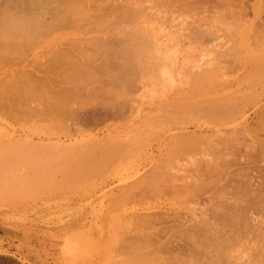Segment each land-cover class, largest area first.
<instances>
[{
    "label": "rangeland",
    "instance_id": "rangeland-1",
    "mask_svg": "<svg viewBox=\"0 0 264 264\" xmlns=\"http://www.w3.org/2000/svg\"><path fill=\"white\" fill-rule=\"evenodd\" d=\"M92 1L93 3L91 2V6H93V8L91 7L90 9L89 7H87L91 11L93 10V12L88 10L91 12L90 14H88L90 18L88 15H83V17L88 16L86 18L89 19L86 21H89V23L83 22V19H81L82 22L80 20V24L78 22V24H71V22L70 24L64 26L60 24L62 27H59V25L56 26L57 29L53 28L55 30L43 34V37H37L34 43L33 40L29 42L27 40L26 42L21 41L20 43L18 42L19 44L16 40L12 41L13 44L19 49H13L15 51H10L7 54L8 56L0 58V154L5 156L6 154L8 156H14L19 152L21 156L28 157L27 162L20 163L21 166L19 163L11 165L8 164L9 166L2 165V168L4 167V170L0 166V264H168L171 261H173L174 264V261L178 260L179 257L180 259L184 258L185 260L181 259L182 261H176L175 264L177 262L179 264H203L206 261H210H205V259H208V256H210L207 253H210L214 256L215 259L212 260V256L209 259H211V261L216 260V264H264V74L262 73V70L264 69V62H260L259 64L261 65L259 67L257 66L258 64L255 65L256 58L253 59L252 57V53L256 51H253V47L256 48V44H259V47L256 48L257 50H259V53L255 52L253 56L257 55V58L259 55L264 56V44H262L264 43V40L262 41V39L264 38V0H133V2L132 0ZM89 5L90 3L88 4V6ZM98 9L99 11L97 12ZM93 22H95V24L98 23L97 25L100 26L99 28L101 29H99L98 27L95 28ZM233 23L236 25H234ZM91 28H95L96 30L103 29L104 32L98 33V31L95 30H92L93 32H90ZM232 28L233 30L235 29L237 31L235 32L234 30V35H232ZM124 29L125 31H127V33H132L135 32V30H139L142 33L146 34V32L150 31V36L153 35L154 37H157L155 39L157 40V47L160 50L158 49V56H156V54H145V57L143 56V58L141 59V69L135 73L130 72L128 77L124 75L122 77L123 81L120 84V81H117L116 76H114V74L118 75L117 69H115V59L117 60V57L111 56V53L107 52L109 55L108 57V55L106 54L108 57L107 58L105 56V48L104 51L102 50L103 47L100 50L96 48V46H93V48L92 45L94 41L92 42L87 39L95 35L93 38V40L95 39V41L96 36L100 37V39L108 38L109 41L112 42L116 40L115 42H113L114 45L112 44L114 46L113 48H115L114 50L120 49L124 44L120 42V46L118 39L122 41V39L125 37L123 33L125 32L123 31ZM240 31H242L243 34ZM234 39L238 41V44L236 45L237 49L234 48L235 46L233 45L236 44ZM24 44H26V46H24ZM243 45L245 47H243ZM250 45L253 47L250 48ZM19 46H21V48ZM68 46L74 47L75 50H73V48L71 50V48H69ZM77 46L79 47V49L77 48ZM231 46L234 50H237L235 52H238L236 53V57L234 56L238 62L237 64H235V59L234 62L233 59L230 58V52L233 53L232 57L233 55H235L234 51H231ZM67 47L70 50H68ZM106 47H110V45ZM65 49L68 52L70 51L71 54L74 53L73 51H78V54L82 53L81 56L79 55L81 57V60L79 58L77 59L73 55L72 56L78 60L77 62L81 63V69L83 70L74 74L71 68L61 66V60L64 58V56L62 58V51H64ZM107 51H109V48L107 49ZM228 51H230L229 54L226 53ZM77 53H75V55ZM52 54L55 57H53ZM227 54L228 57H226ZM237 54L240 59L237 58ZM165 55H168L170 58L168 56L166 57ZM220 55H222V57ZM247 55L249 56L247 57ZM79 56L77 55V57ZM250 57L253 60V65L251 63L252 60H246L250 59ZM151 58L154 60H152ZM164 58L165 60L168 58L167 62L164 60ZM55 59L57 61L60 60V63ZM170 60L172 61V63ZM210 61L211 63H209ZM232 61L234 63H232ZM248 61H250V64L248 63ZM197 62L200 63L197 64ZM240 62L242 63L240 64ZM157 63H164L166 65L165 67H167L169 71L168 74L171 76L170 78H172L169 80L171 81L170 83L168 81L167 84L164 85L165 87L162 86L159 81V72L161 71L158 72V70L153 68ZM220 63L222 66H220ZM168 64L170 65V67L173 64L172 70H170ZM237 65L241 66L238 67ZM254 65L257 67L254 68ZM104 66H106L107 70L103 68ZM195 66H197V69L195 68ZM250 66L253 69H251ZM85 67L86 69H84ZM218 67L221 68V71L218 70ZM62 68L65 70H63ZM109 68H111L112 70ZM211 70L216 71V73L214 71L215 75H211L212 79H207V82L204 81L205 83H197V81L194 82L192 78L194 73L198 74ZM68 71H71L73 75H70V72ZM260 71L262 74L260 73ZM88 72L90 75H87ZM33 75L34 77H36V79L33 77ZM70 76L73 79H71ZM75 77H78V80L74 79ZM172 80H174V82ZM34 81H41L39 85H35L36 90L34 92L28 91V94L24 93L23 95H17V93H14L17 91L15 89V85L17 83L22 82L30 85ZM85 81L87 82V84ZM84 84L86 85L84 86ZM118 84H120L121 86H119ZM159 84L161 85V87ZM169 84H171V86ZM123 85H126L127 88ZM206 86L207 88L209 87L208 90ZM59 87L61 88V90ZM76 87L78 89H75ZM68 88H70L69 93L67 90ZM199 88L202 89L200 90ZM73 89L75 90L74 92ZM63 90L67 91H65V93L63 94ZM70 92L72 93L71 98L70 96H68L70 95ZM32 93L34 96L31 95ZM52 93L55 95L62 93L63 96H67L68 98H70L71 102L69 101L70 99H67V97L66 99H64L65 103L68 100L69 105H66L64 102V104L62 102H57L59 99L62 100L59 97L58 100L55 101L57 103H60L62 105V108L68 106L69 109L70 107H72V109L74 108L75 110L78 109L76 110L78 114L76 113L77 115H74L76 111L74 110V113H72V110L69 111L68 109L69 113H72L71 115L69 114L71 117L73 116L71 118L67 114H65L66 116L63 115L64 111H62V113L61 110L60 112L59 110L56 111V109H59L57 107L52 108V110L49 111L48 108L50 104H57L51 97L53 95ZM73 93L76 94L74 95ZM16 95L20 97L25 96L24 98H27L24 100V98L21 97V99ZM29 95L32 96L33 100L30 99ZM45 96L47 98L49 97L48 99L50 103L49 101H47V98ZM59 96L62 97V95ZM100 97H102V100L100 99ZM234 97L236 100L234 99ZM55 98L57 97L55 96L54 99ZM222 98L225 100H223ZM27 99H30L31 101ZM250 99H252L253 102H250ZM52 100L54 101V103L52 102ZM246 100L250 103H248ZM232 101L234 102V104L238 102V105L236 104V107H234L238 109L234 110L232 108V111H235V114L229 110L234 114V116L229 112V114H227L230 116L224 114V119L223 116L219 118V116L221 115H214L216 116L215 118L213 117L214 120L211 118L213 121L209 119L210 115L208 116L206 111H208V108L212 103L220 104L222 102L225 103V105L222 103L220 105H224L226 107L227 105L230 106V103L233 105ZM240 101L241 104H247L243 106V108L240 106L242 110L240 109L241 111H238L240 107L237 106H239ZM71 103H73L74 105ZM76 103H78V105ZM253 103L255 105H253ZM78 106L80 109L82 107L84 109L82 108V110H80ZM62 108L60 107V109ZM54 109L56 112L54 111ZM195 109L199 110L200 112L202 111V115ZM183 111L185 114L183 113ZM133 112H135L134 115ZM65 113H68L67 109ZM197 113H199L200 115H197ZM205 113L206 115H204ZM80 115L82 118L80 117ZM179 115L180 117H178ZM58 116L62 119H60ZM186 116L188 118H186ZM205 116L209 117L208 120L210 122L205 118ZM176 117H178V119L183 118V120L179 119L178 121H176V119L174 121ZM60 120L63 122H60ZM217 120L218 122H216ZM172 121H174V124L172 123ZM56 122L59 127L61 125H64L62 128H64L66 131L63 129L61 131V127L59 128L57 125H55ZM169 122H171L172 124ZM175 122H183L184 124L177 123L176 125ZM51 123L53 126L55 125V128L58 127L57 129L60 131L52 128ZM218 130H220V132ZM184 132H188L187 134L192 136V142L190 143L191 145H188L192 148H189L188 152L191 154L189 155L187 153L188 158H179L180 160L177 161L179 164L177 162L175 163V161L174 163L171 161V163L169 159L167 160L165 158L167 160L166 161L163 157L160 159L159 156L161 152H165L166 149H171L173 148V146L176 148L183 147V145L184 147L186 146V140L190 139V136L188 137L186 133L184 134ZM191 132H193L195 136H193V134H190ZM173 137L179 138L178 141L176 142L177 139L175 140ZM197 137H199V139H197ZM136 138L137 141H135ZM138 138H141V140H139ZM194 138L198 140V143ZM202 138L204 139L202 140ZM112 139L113 141H116H114L116 143L115 145L120 144L121 146L123 144L126 145L128 142H134L133 145L129 144L125 148H131V150L133 149V151L139 150L138 152L143 150V152H145V156L140 157L141 159L139 157L126 158L127 160H123L125 159L123 157H119V159L117 160L115 157L106 158L102 156V160L104 162H102L101 165V163L98 162L102 161L100 160L101 157L99 156V154L101 152L100 155H103L106 152V147H109V145L113 144L112 141L110 142V140ZM181 139H185V143H181L180 141H184ZM75 141H79L80 143ZM86 141H88L89 143ZM201 141L202 145L200 144ZM56 142L57 146L59 145L58 142L64 145L62 146L63 149L61 148V152L55 154L56 156L49 152L46 156V154H44L46 150L43 148L48 149L46 144H53ZM124 142L127 143L125 144ZM25 143L30 149H23V144ZM32 143H36V145H32ZM173 143L175 144L172 145ZM178 143L181 146H178ZM51 144H48V146H53ZM100 144H106L105 149L104 146L101 147L103 148L104 153L98 146ZM18 147L20 148V151L17 150ZM32 147L33 149L31 150ZM97 147L101 151L98 152ZM137 147L138 149H136ZM67 148H70L71 150H68ZM39 149H42V151ZM21 151L25 153H21ZM65 151L66 153L68 151V153L65 154V156H63L61 159L60 155H64ZM95 151L97 152L95 153ZM9 152H11L10 155L8 154ZM40 152L42 153L40 154ZM92 153H98L97 156H99L100 158L97 157V159L99 158V160L94 159L96 158V155H93ZM91 154L93 155V159L96 160V162L93 160V163L88 164L89 168H85V166L87 165H84V163L81 162V159H84L89 155L92 159ZM50 157H56V160L58 159V157H60V160H55L54 163V159H51ZM104 158L106 159V161H108V158L116 159L117 161L111 160V163L114 162L113 165L105 167L107 165H103V163H105ZM31 159L33 160L30 161ZM224 159H227V161L229 162H226L225 165L224 161V166H222V161ZM42 161H44V163ZM49 161L52 162L48 163ZM87 161H85V163ZM126 162H131L132 164L127 168H122V163L125 164ZM260 163L262 165H260ZM27 164L28 166H26ZM170 164H172V167H169ZM173 164L176 165L174 166ZM229 165L232 167H230ZM74 166L78 167L79 169L82 167V170H80L82 174L77 173L80 171ZM173 166L175 168L177 166V172L173 168ZM207 166H211L210 168H212L213 166L216 167L212 169H214L213 171L215 172L217 171L218 173L214 174H220V177H218L217 175H215L217 178L215 176H212L213 178L209 177V175L211 174L210 170L212 169H210L209 167L207 168ZM226 166L228 170L225 168ZM233 166L235 167L233 168ZM237 166H239L241 169ZM25 167L27 170H25ZM72 167L73 169H75V171L78 170L76 172L77 174L74 173L75 171L72 170ZM102 167H104L105 170L107 168L109 170L105 171L104 169H102ZM161 167L163 168V170L167 169V171V167H169L172 174L169 175V172L165 171L167 172L169 177L171 176V179H177L178 181L184 179L183 183H185V185L190 182L191 178H196L199 174L201 176L203 172L206 173L208 171V173L210 174L207 175L206 173L205 175L211 178V181H214L215 178L216 185H214L215 183H212L211 181L210 183L213 184V186H218V189L216 187L212 188L211 185L212 190L209 191L211 192V195L213 194L212 196L209 195V191L205 194V189L199 191V193L203 194V197H206L207 195L205 199L202 198V195L201 197H199V195V198L197 197V195H195V197H190L192 195H190V193L187 194V192L185 193V191V196L183 197V194H181V196L180 194H177V192H175V187L176 190H179V187H181V182L180 184H178L179 182L175 183L180 185L179 187H177L176 185H173L172 181H169L170 185L172 183V188H168L169 184H167L166 186L163 185V187L161 184H158L160 181L157 183L155 182L158 178H156V176L153 177V175H156L159 171L163 172L165 176L164 177L162 173V177H160L161 179H164V181L165 178L169 179L168 175L165 174ZM9 168H11V171ZM171 168L174 169V172H172ZM88 169L90 170L88 171L89 173L86 171ZM67 173L69 174V176L67 175ZM142 173L144 174V176ZM149 173H151V175ZM228 173L231 174L229 175ZM78 174L80 177L79 180L77 179ZM227 174L230 178H228ZM142 176L143 178H141ZM206 176L205 178L207 179ZM83 178H85L86 180H84ZM209 178L207 180L208 182ZM236 179L240 181V183ZM246 179H249V182ZM177 180L175 181L177 182ZM197 180L198 181H196L195 184L192 185V187L197 188L199 186V184L201 183V179L199 180L198 178ZM207 181L205 182L208 183ZM224 182H226V185L224 184ZM221 183L224 184V186H222ZM243 184L245 185L244 187ZM158 185H161L162 188L158 187ZM205 185H203L204 188L206 187ZM239 186L242 187V189L244 188L243 190L246 189L245 192L243 191L244 193L241 194V196L240 191H242V189L238 192V190L240 189ZM166 187L168 189H166ZM179 191H181V189ZM233 196L234 198H232ZM235 197H237V199ZM200 198L204 201H202ZM224 201L227 203H225ZM241 201L244 203H241ZM248 201L249 203H251V205L248 204ZM221 202L222 204L227 205L228 213L230 214V216L231 214L235 215L234 212L236 210V207L234 206H236L237 204L242 207V209H240L241 211L246 212V214L244 215L247 216L246 218H248V221L245 220L246 218L240 220L249 224H247V227H244L246 228L245 230L243 227H238L239 229L237 228V230L242 232L239 233L241 235L238 234L239 231L235 232L237 234H234V236H237V240H234L236 236L233 238V234L231 235V233L233 232L231 229L228 230L227 228H224L227 226V224L230 227L229 221H232V218H234V216H231V219L226 218L227 221L229 220V223H227L226 221L223 222V220H221V217L219 219L218 213L220 211L222 212L219 207H221L222 205L219 206L218 203ZM233 203L237 204L235 205ZM243 205H245V207L247 206V208H244ZM206 207L208 209H206ZM209 208H211L212 210H209ZM216 208H218L217 211ZM201 209L203 212H201ZM247 210L250 211L247 212ZM210 211H215L214 213H216L214 214L212 212L213 214H210L211 218L216 219L217 217L219 221L213 219L212 221L214 222L215 220L216 222L213 223L211 221V224V218L208 214L210 213ZM150 212L154 213L155 220L160 219L158 222H156L159 223L158 225H155V221L150 218V215H148L151 214ZM198 212H200V214ZM204 214H206V216L208 215V218L205 217ZM178 215L183 220V222H191L194 228L199 225L198 219H200V217L204 219V216L205 219L207 218V222L210 223V225H208L205 222L209 226L208 230H205H210L212 232L214 231V228L215 230L216 228L217 230H219L220 225H222L223 223L225 224L226 222L227 224L225 226L222 225L224 232L223 229L219 230V232L222 233L223 238L225 237V241L219 237L216 239H219V242H221L222 240L223 242L227 243L228 250H225V252H223L226 256L229 255L230 257L222 255V250L226 248H220L221 244H223L222 242L219 245L222 254L218 252L220 250H218V242L216 243L214 239V233L213 239L217 244V246L214 247H217V249L215 248L217 251L213 248V245H206V243L204 244V239L202 241L201 236L200 238L196 237L193 240L195 244L190 242L193 247L190 246L188 242L187 245H189V247L187 245H183V241L178 243L179 241L176 240L178 241H175L177 244L173 243V245L171 244L173 248H168L167 246L169 245L165 246L166 244L163 243L165 239H168L165 236L166 232L168 236V230H166L164 236H162L163 234L161 231V236L163 238H166H164L163 240L160 238V241L156 240V238L159 239L160 234H157L159 235L158 237H154L155 231L158 230V228L163 229L162 227L167 225L164 224V220L165 222L168 221L166 217H170V225H168L171 226L173 225L172 223L175 222V216L176 218H178ZM237 217L238 215L236 216L234 221H236ZM147 218L150 219L147 220ZM134 220H139L138 222L140 223L136 221V224ZM238 220L236 223L239 222ZM221 221L222 223H220ZM243 222L240 221L242 226L244 225ZM143 223L146 224L143 232L152 234L150 238V240L152 241L150 244H152V246L149 245L150 248L148 247V252H146L147 250L143 251L144 255L142 256V252H139L137 250L138 248L142 247L140 244L141 242L137 243V241L135 240V238L137 237L134 238L132 237V235H139V233L137 232H139L140 230H136V227L141 229ZM160 223L162 226H160ZM176 223H178V221H176ZM240 223H238L237 225L241 226ZM217 224L219 227L217 226ZM233 225L234 227H237L235 226L236 224ZM201 226L199 225V227ZM208 226H206V228ZM242 228L243 230H240ZM225 229H227L226 232ZM143 232H141V234ZM128 235L131 236L132 239ZM217 236L221 235L218 234ZM242 236H244L245 238ZM204 237L205 236H203V238ZM241 238L243 239L240 240ZM213 239L211 238V243ZM132 240H135V242H133L134 245L132 244ZM138 241H140V239H138ZM158 241L159 244H164L168 254H166L165 250H162V248L165 249V247H162L163 244L159 245L158 247ZM184 241L186 242V240ZM129 243L132 244V246L130 245L131 247L129 246ZM135 243H137L138 245H136ZM154 243L156 244V246ZM215 243L213 242L212 244ZM179 245H182L183 247ZM194 245L198 248L193 249ZM224 245L226 246V244ZM134 247H137L135 248V250H137L138 252L136 251L135 253H137L138 255L134 254L137 255V257H134L131 254V252L133 253L135 251ZM124 250L125 252H123ZM127 250L128 252H126ZM226 251H228L230 254H227ZM175 253L177 256L179 255L178 257H176L177 259L175 258ZM129 254H131V258L130 256H128ZM223 257H225V259ZM136 258L140 262L136 261V263H133L135 262L134 260ZM207 262L204 264H207ZM210 262L209 264L212 263ZM170 264H172V262Z\"/></svg>",
    "mask_w": 264,
    "mask_h": 264
},
{
    "label": "bare ground",
    "instance_id": "bare-ground-1",
    "mask_svg": "<svg viewBox=\"0 0 264 264\" xmlns=\"http://www.w3.org/2000/svg\"><path fill=\"white\" fill-rule=\"evenodd\" d=\"M129 1V0H128ZM147 1V0H146ZM187 1V0H186ZM91 2L93 3V1L92 0H0V58H3L4 56H8L7 54L11 51L12 52V50L13 49H19L18 47H16L14 44H13V42L12 41H17V43L19 42H21V41H25L26 42V40L29 42V41H32L33 40V43H34V41L37 39V37L39 38V36H42L43 34H46V33H48V32H51L52 30H55V29H57L56 28V26H58L59 25V27L61 26L60 24H62L63 26L64 25H67V24H70L71 22V24H74V23H76V24H80L81 22H82V20L81 19H83V22H88L89 23V21H86V20H88L89 18H90V16L88 15V14H90L91 12H93V10L91 11L90 9H91V7L93 8V6H91ZM132 2H133V0H132ZM90 3V5L88 6V4ZM157 4V3H156ZM148 6V5H147ZM159 6V5H158ZM170 6V5H169ZM87 7H89V8H87ZM110 8V7H109ZM134 8V7H133ZM88 10H90V11H88ZM96 10V9H95ZM118 10V9H117ZM151 10V9H150ZM88 13H87V12ZM99 11V9L97 10V12ZM138 11H139V9H138ZM108 12V11H107ZM116 12H118V11H116ZM96 14V13H95ZM113 14V13H112ZM83 15L85 16V15H88L89 16V18H86V17H88V16H86V17H83ZM98 15H100V14H98ZM130 15V14H129ZM129 17V16H128ZM100 18V17H99ZM164 18V17H163ZM79 19V20H78ZM84 19H85V21H84ZM106 19V18H105ZM74 20V21H73ZM75 20H78V21H75ZM80 20H81V22H80ZM123 20V19H122ZM163 20V19H162ZM69 22V23H68ZM78 22V23H77ZM101 22V21H100ZM135 22H137V21H135ZM139 22V21H138ZM197 22V21H196ZM227 22V21H226ZM231 22V21H230ZM233 22V21H232ZM92 23V22H91ZM159 23V22H158ZM98 24V23H97ZM97 24H95V22H93V25H94V27L96 28V27H100V26H98ZM123 24V23H122ZM162 24V23H161ZM207 24V23H206ZM209 24V23H208ZM211 24V23H210ZM234 24V23H233ZM95 25H97V26H95ZM100 25V24H99ZM121 25V24H120ZM152 25V24H151ZM159 25V24H158ZM234 25H236V24H234ZM73 26V25H72ZM123 26V25H122ZM134 26V25H133ZM141 26V25H140ZM147 26V25H146ZM203 26V25H202ZM231 26H233V25H231ZM62 27V26H61ZM93 27V26H92ZM129 27V26H128ZM127 27V28H128ZM154 27V26H153ZM159 27H161V26H159ZM243 27V26H242ZM53 28H55V29H53ZM95 28H91V30H90V32L93 30H95V31H98V33H101V32H104V30L102 29V30H99V29H101V28H97L98 30H96ZM136 28V27H135ZM155 28V27H154ZM192 28V27H191ZM202 29V28H201ZM204 30V29H203ZM207 30H209V29H207ZM235 30V29H234ZM234 30H233V28H232V35H234ZM241 30V29H240ZM57 31V30H56ZM65 31V30H64ZM92 31V32H93ZM100 31V32H99ZM123 31H125V29L123 30ZM134 31V30H133ZM196 31V30H195ZM75 32V31H74ZM117 32V31H116ZM150 32V31H149ZM149 32H146V34L145 33H142L141 31H136L135 30V32H132V33H127V31H125V32H123L124 33V38L122 39V41L120 40V39H118L117 41L119 42V45L121 46V43L120 42H122V44H124L123 46H121V48L120 49H116V50H114L115 48H113L114 46V44H113V42H115L116 40H114L113 42L112 41H109V39L108 38H103V39H100V37H97L96 36V41H95V39L93 40V38H94V36H92V37H90L89 39H87V40H90V41H94L93 42V45H92V47L93 46H96V48H98L99 50L103 47V51L105 50V52H103V53H105V56L107 57V55H108V53L110 52L111 54V56H115V57H117V60L115 59V61H116V63H115V66H116V68L115 69H117V73H118V75H115L114 74V76H116V80L117 81H120V84H121V82L123 81L122 80V77L125 75L126 77H128V75H129V73L130 72H132V73H135V72H137L138 70H140L141 69V67H142V58H143V56L145 57V54L146 55H148V54H156V56H158L157 55V52H159L158 51V44H157V40L155 39V38H157V37H154L153 35H151L150 36V34H149ZM235 32H237L236 30H235ZM239 32V31H238ZM241 33H242V31H240ZM120 33V32H119ZM53 34V33H52ZM60 34V33H59ZM103 34V33H102ZM106 34V33H105ZM113 34V33H112ZM159 34V33H158ZM199 34H200V31H199ZM198 34V35H199ZM239 34V33H238ZM243 34V33H242ZM79 35H80V33H79ZM99 35H101V34H99ZM116 35H118V34H116ZM75 36V35H74ZM107 36V35H106ZM240 36H242V35H240ZM43 37V36H42ZM41 37V38H42ZM78 37V36H77ZM82 37H83V34H82ZM101 37H104V36H101ZM264 37V36H263ZM54 38H55V36H54ZM99 38V39H98ZM45 39V38H44ZM104 39H106V40H104ZM232 39V38H231ZM102 40V41H101ZM235 40V39H234ZM264 40V38L262 39V41ZM43 41V40H42ZM106 41V42H105ZM109 41V42H108ZM24 42V43H25ZM45 42V41H44ZM108 42V43H107ZM111 42V43H110ZM232 42H233V40H232ZM235 42H236V44H233L235 47L234 48H236V45L238 44L237 42V40H235ZM258 42V41H257ZM256 42V43H257ZM261 42V41H260ZM18 43V44H19ZM254 43V42H253ZM253 43H252V45H253ZM36 44V43H35ZM90 44H92V43H90ZM110 45V47H106V46H108V45ZM113 44V45H112ZM178 44V43H177ZM262 44H264V43H262ZM106 45V46H105ZM232 45V44H231ZM255 45V44H254ZM24 46H26V44H24ZM56 46V45H55ZM81 46V45H80ZM251 46V45H250ZM249 46V47H250ZM20 48H21V46H19ZM37 47V46H36ZM69 47V46H68ZM67 47V48H68ZM100 47V48H99ZM239 47V46H238ZM243 47H245L244 45H243ZM253 46H251L250 48H252ZM259 47V44H256V48H258ZM263 47V46H262ZM262 47H260V48H262ZM23 48V47H22ZM66 48V49H67ZM69 48H71V50H72V48H73V50H75L74 49V47H69ZM68 48V50H70ZM77 48L79 49V47L77 46ZM94 48V47H93ZM105 48V49H104ZM109 48V51H107V49ZM112 48V49H111ZM166 48V47H165ZM231 48H232V46H231ZM255 47H253V51H255L256 53L258 52L259 53V50H257L256 48L254 49ZM65 49V50H66ZM78 49H76V50H78ZM84 49V48H83ZM237 49V48H236ZM242 49V48H241ZM264 49V48H263ZM25 50V49H24ZM59 50V49H58ZM64 50V51H65ZM98 50V51H99ZM160 50V49H159ZM222 50V49H221ZM249 50H251V49H249ZM13 51H15V50H13ZM23 51V50H22ZM64 51H62V58H63V56H64V58L61 60L62 62H61V66L62 67H69V68H71L72 69V72L74 73V74H76V73H78L79 71H81V70H83V69H81V67H82V65H81V63H79V62H77L78 60V58L81 60V55H82V53H80V54H78L79 52L78 51H73L74 53L73 54H71V52L69 53L67 50L64 52ZM231 51L233 52L234 51V54L235 55H233V57L235 56L236 57V53H238V52H235V51H237V50H234L233 48L231 49ZM239 51V50H238ZM247 51V50H246ZM78 52V53H77ZM81 52V51H80ZM87 52V51H86ZM108 52V53H107ZM164 52V51H163ZM229 52L230 51H228V52H226V53H228L229 54ZM251 52V51H250ZM255 52H253L252 53V57H253V59H255L254 61H255V65L256 64H258L257 66H259L260 67V65L261 64H259L260 62L262 63V62H264V56L263 55H259L258 56V58H257V55H255V56H253L254 55V53ZM262 52H263V50H262ZM22 53V52H21ZM64 53H67V54H64ZM75 53H77L76 55H75ZM170 53H172V52H170ZM176 53V52H175ZM225 53V54H226ZM56 54H58V53H56ZM86 54V53H85ZM107 54V55H106ZM165 54V53H164ZM166 54H167V52H166ZM219 54V53H218ZM222 54V53H221ZM228 54L226 55V57H228ZM230 54H231V59H233V61H234V59H235V57L233 58L232 57V54L233 53H231L230 52ZM251 54V53H250ZM249 54V55H250ZM53 55V54H52ZM75 56V57H73V56ZM77 55L79 56V57H77ZM171 55V54H170ZM249 55H247V57L249 56ZM57 56V55H56ZM101 56V55H100ZM166 56V55H165ZM168 56V55H167ZM166 56V57H167ZM172 56V55H171ZM221 57H222V55H220ZM51 57V56H50ZM53 57H55L54 55H53ZM93 57V56H92ZM97 57V56H96ZM108 57H109V55H108ZM107 57V58H108ZM153 57V56H152ZM163 57V56H162ZM169 57V56H168ZM176 57V56H175ZM223 57H225V56H223ZM56 58H58V57H56ZM75 58V59H74ZM170 58V57H169ZM237 58H239L238 57V54H237ZM246 58V57H245ZM61 59V58H60ZM74 59V60H73ZM89 59V58H88ZM119 59V60H118ZM150 59V58H149ZM152 59V58H151ZM176 59V58H175ZM240 59V58H239ZM50 60V59H49ZM51 60H52V58H51ZM56 60V59H55ZM152 60H154V59H152ZM162 60H163V58H162ZM164 60H165V58H164ZM167 60H168V58L165 60L166 62H167ZM199 60V59H198ZM225 60V59H224ZM236 60V59H235ZM246 60H252L251 59V57H250V59H246ZM259 60V61H258ZM4 61V60H3ZM57 61V60H56ZM99 61V60H98ZM151 61V60H150ZM171 61V60H170ZM170 61H168V62H170ZM176 61V60H175ZM184 61H186V60H184ZM213 61H215V60H213ZM232 61V63H234ZM57 62H59L60 63V60L59 61H57ZM148 62V61H147ZM153 62V61H152ZM246 62V61H245ZM257 62V63H256ZM55 63V62H54ZM151 63V62H150ZM171 63H172V61H171ZM200 63V62H199ZM198 62H197V64H199ZM209 63H211V61L209 62ZM217 63H218V61H217ZM238 62H237V60H236V62H235V64H237ZM242 62H240V64H241ZM248 63L250 64V61H248ZM252 65H253V60H252ZM34 64V63H33ZM38 64V63H37ZM57 64V63H56ZM90 64V63H89ZM144 64H145V62H144ZM177 64V63H176ZM193 64H194V62H193ZM223 64V63H222ZM58 65V64H57ZM169 65V64H168ZM173 65V64H172ZM172 65H171V67H170V65H169V68H170V70H172ZM217 65V64H216ZM232 65V64H231ZM254 65V68L255 67H257V66H255ZM39 66V65H38ZM45 66V65H44ZM59 66V65H58ZM60 66V67H61ZM98 66V65H97ZM149 66V65H148ZM166 65L164 64V63H157L153 68H155L156 70H158V72L159 71H161V72H159V74H160V77H159V81H160V84L162 85V86H164V85H166L167 84V82L170 80V79H172V78H170L171 76L168 74L169 73V71H168V69H167V67H165ZM175 66V65H174ZM210 66V65H209ZM220 66H222L221 65V63H220ZM238 66V65H237ZM241 65H239L238 67H240ZM95 67V66H94ZM167 69H165V68ZM194 67V66H193ZM197 66H195V68H196ZM201 67V66H200ZM253 67V66H252ZM103 68H105L106 69V66H104ZM107 68H108V66H107ZM174 68V67H173ZM220 67H218V70H220L221 71V68L219 69ZM250 68H251V66H250ZM37 69V68H36ZM39 69V68H38ZM63 69V68H62ZM62 69H61V71H62ZM84 69H86V67L84 68ZM95 69V68H94ZM109 69H111V68H109ZM114 69V70H115ZM151 69V68H150ZM197 69V68H196ZM251 69H253V68H251ZM51 70V69H50ZM53 70V69H52ZM63 70H65V69H63ZM69 70V69H68ZM107 70V69H106ZM112 70V69H111ZM167 72H166V71ZM182 70V69H181ZM40 71V70H39ZM47 71H48V69H47ZM57 71V70H56ZM59 71V70H58ZM66 71H67V68H66ZM148 71H149V69H148ZM214 71L215 70H211V71H205V72H202V73H194V75L192 76V78H193V80H194V82H196L197 81V83H201V82H204V81H206L207 79H212L211 78V75L212 74H214L215 75V73H216V71H215V73H214ZM264 69L262 70V73L264 74ZM68 72H70L69 74L71 75H73V73H71V71H68ZM86 72V71H85ZM98 72V71H97ZM114 72V71H113ZM116 72V71H115ZM81 73V72H80ZM82 73H83V71H82ZM81 73V74H82ZM90 73H91V71H90ZM116 73V74H117ZM260 73H261V71H260ZM259 73V74H260ZM261 73V74H262ZM20 74V73H19ZM19 74H17V75H19ZM54 74V73H53ZM59 74H62V73H59ZM64 74H66V73H64ZM87 74V73H86ZM111 74V73H110ZM180 74V73H179ZM84 75V74H83ZM82 75V76H83ZM87 75H90L89 74V72H88V74ZM99 75V74H98ZM98 75H96V76H98ZM186 75V74H185ZM223 75V74H222ZM52 76V75H51ZM86 76V75H85ZM113 76V77H114ZM131 76V75H130ZM182 76V75H181ZM213 76V75H212ZM224 76V75H223ZM33 77H34V75H33ZM71 77V76H70ZM95 77V76H94ZM175 77V76H174ZM177 77V76H176ZM221 77V76H220ZM35 79H36V77H34ZM47 78V77H46ZM88 78V77H87ZM115 78V77H114ZM178 78V77H177ZM182 78V77H181ZM188 78V77H187ZM222 78V77H221ZM38 79V78H37ZM43 79V78H42ZM45 79V78H44ZM50 79V78H49ZM56 79V78H55ZM71 79H73L72 77H71ZM74 79H77L78 80V77L76 78H74ZM128 79V78H127ZM130 79V78H129ZM153 79V78H152ZM185 79V78H184ZM57 80V79H56ZM95 80V79H94ZM51 81V80H50ZM59 81V80H58ZM63 81V80H62ZM139 81H140V79H139ZM173 82H174V80H172ZM45 82V81H44ZM53 82H54V80H53ZM86 82V81H85ZM127 82H128V80H127ZM171 81H169V83H170ZM172 82V83H173ZM207 82V81H206ZM20 83H22V82H20ZM20 83H17L16 85H15V89L17 90L16 92H14V93H17V95L19 94V95H23L24 93H26V94H28V91L30 92H34L35 90H36V88H35V85H39V83H41V81L39 82V81H34V82H32L30 85H27L26 83H22V84H20ZM171 83V84H172ZM205 83V82H204ZM53 84V83H52ZM74 84V83H73ZM76 84V83H75ZM86 84H87V82H86ZM86 84H84V86L86 85ZM120 84H118L119 86H121ZM128 84V83H127ZM159 84V85H160ZM171 84H169L170 86H171ZM213 84H214V82H213ZM72 85V84H71ZM80 85V84H79ZM112 85V84H111ZM161 85H160V87H161ZM175 85V84H174ZM58 86V85H57ZM109 86V85H108ZM118 86V87H119ZM124 86V85H123ZM129 86V85H128ZM133 86V85H132ZM135 86V85H134ZM202 86V85H201ZM210 86V85H209ZM63 87V86H62ZM68 87V86H67ZM83 87V86H82ZM114 87V86H113ZM117 87V86H116ZM124 87H126L127 88V86L125 85ZM165 87V86H164ZM163 87V88H164ZM194 87V86H193ZM215 87V86H214ZM48 88H50V87H48ZM60 88V87H59ZM107 88V87H106ZM123 88V87H122ZM154 88V87H153ZM206 88H207V86H206ZM209 88V87H208ZM208 88H207V90H208ZM262 88V87H261ZM261 88H259V89H261ZM13 89V88H12ZM58 89V88H57ZM56 89V90H57ZM65 89H66V87H65ZM69 89L70 88H68L67 90H68V93H69ZM75 89H78L77 87L75 88ZM156 89V88H155ZM200 89V88H199ZM202 89V88H201ZM200 89V90H201ZM14 90V89H13ZM53 90V89H52ZM55 90V91H56ZM60 90H61V88H60ZM67 90H63L64 92H63V94L65 93V91H67ZM121 90V89H120ZM152 90V89H151ZM198 90V89H197ZM49 91V90H48ZM59 91V90H58ZM75 90L73 89V92H74ZM134 91V90H133ZM263 91V90H262ZM50 92H51V90H50ZM167 93V92H166ZM251 93V92H250ZM259 93H260V91H259ZM53 94V93H52ZM51 94V95H52ZM63 94L62 93H60V94H57V95H55V94H53L51 97H52V99L55 101H57L58 100V97L59 98H61L62 100H58L57 102H64L65 103V100L64 99H66V97L67 96H63ZM67 94V93H66ZM72 93L70 92V95H68V96H70V98H71V95ZM74 94V93H73ZM76 94V93H75ZM74 94V95H75ZM13 95H15V94H13ZM16 95V96H17ZM32 96H34L33 95V93L31 94ZM57 97V98H55L54 99V97L55 96ZM59 95H62V97L61 96H59ZM206 95V94H205ZM30 96V95H29ZM32 96H30V99H32ZM41 96V95H40ZM115 96V95H114ZM17 97H19V98H21L20 96H17ZM25 96H23L22 98H24ZM36 97V96H35ZM44 97V96H43ZM46 97V96H45ZM51 97H50V99H51ZM108 97V96H107ZM128 97V96H127ZM166 97V96H165ZM21 98V99H22ZM27 98V97H26ZM26 98H24V100L26 99ZM34 98V97H33ZM47 98V97H46ZM45 98V99H46ZM49 98V97H48ZM47 98V101H49V99ZM70 98H68L67 97V99H70ZM102 97H100V99H101ZM218 98V97H217ZM254 98V97H253ZM30 99H27V100H30ZM35 99V98H34ZM223 99V98H222ZM234 99H235V97H234ZM238 99V98H237ZM249 99V98H248ZM33 100V99H32ZM52 100V102L54 103V101ZM64 100V101H63ZM102 100V99H101ZM207 100V99H206ZM223 100H225V99H223ZM228 100V99H227ZM232 100V99H231ZM236 100V99H235ZM252 99H250V102H253V100L251 101ZM255 100V99H254ZM31 101V100H30ZM55 101V103H57ZM70 102H71V99L69 100ZM208 101V100H207ZM222 101V100H221ZM247 101V100H246ZM257 101V100H256ZM192 102V101H191ZM202 102V101H201ZM228 102V101H227ZM237 102V101H236ZM245 102V101H244ZM248 102V101H247ZM250 102H248V103H250ZM49 103H50V101H49ZM63 103V104H64ZM124 103V102H123ZM189 103V102H188ZM222 103V102H221ZM220 103V104H221ZM232 103H233V105L230 103V106H232V107H230L229 105H227L226 107L224 106L225 105V103H222V104H224V105H220V104H211L210 105V107L208 108V111H206V113L208 114V116L210 115V118L209 117H206L205 116V118L208 120V118L209 119H213L214 120V118L216 117V116H218V115H221V116H219V118L220 117H222L223 116V119H224V117H225V115L224 114H229V112L230 111H232L233 109L234 110H237L236 108H234V107H236V104L238 103H236V104H234V102L232 101ZM254 103H255V101H254ZM253 103V105H255ZM60 105V106H58V105ZM56 105L54 104H50V106H49V108H51V109H49L48 107V110L49 111H51L52 110V108H59V109H56V111L57 110H59V112H60V110H61V113H62V111H64L63 113V115H65V114H67V115H71L72 113H74V108L72 109V107H70V109H69V107L68 106H65V107H63L62 108V105L60 104V103H57ZM66 105H69V102H68V100L66 101V103H65ZM71 104H73V103H71ZM77 105H78V103H76ZM164 104V103H163ZM184 104V103H183ZM206 104H208V103H206ZM229 104V103H228ZM247 103H242L241 104V101H240V104H239V106H237V107H242L243 108V106H245ZM74 105V104H73ZM76 105V106H77ZM95 105H97V104H95ZM177 105V104H176ZM238 105V104H237ZM47 106H48V102H47ZM52 106H55V107H52ZM72 106V105H71ZM100 106V105H99ZM102 106V105H101ZM178 106V105H177ZM180 106V105H179ZM60 107L62 108V109H60ZM118 107V106H117ZM161 107V106H160ZM163 107V106H162ZM175 107V106H174ZM174 107H170V108H174ZM205 107V106H204ZM239 108V110L238 111H241L242 110V108ZM77 108V107H76ZM78 108H79V106H78ZM83 108V107H82ZM82 108L80 109V110H82ZM100 108H102V107H100ZM119 108V107H118ZM117 108V109H118ZM130 108V107H129ZM177 108V107H176ZM179 108V107H178ZM183 108V107H182ZM189 108V107H188ZM198 108V107H197ZM233 108V109H232ZM244 108H246V107H244ZM66 109H67V112L68 113H65V111H66ZM68 109H69V111H71L72 110V113H69V111H68ZM84 109V108H83ZM124 109V108H123ZM241 109V110H240ZM76 110H78V109H76ZM75 110V111H76ZM102 110V109H101ZM130 110V109H129ZM161 110V109H160ZM163 110H165V109H163ZM172 110V109H171ZM176 110V109H175ZM181 110V109H180ZM179 110V111H180ZM187 110V109H186ZM190 110V109H189ZM195 110H197V109H195ZM204 110H206V109H204ZM230 110V111H229ZM54 111H55V109H54ZM55 111V112H56ZM96 111V110H95ZM103 111V110H102ZM177 111V110H176ZM197 111H199V110H197ZM80 112V111H79ZM136 112V111H135ZM135 112H133V115H134V113ZM166 112H167V110H166ZM165 112V113H166ZM168 112H170V111H168ZM200 112V111H199ZM202 112V111H201ZM200 112V113H201ZM233 112V111H232ZM232 112H230L231 114H233ZM42 113V112H41ZM45 113V112H44ZM47 113H49V112H47ZM52 113V112H51ZM77 113V111L75 112V114L74 115H77L76 114ZM97 113V112H96ZM162 113V112H161ZM183 113H184V111H183ZM203 113H204V111H203ZM206 113L204 114V115H206ZM236 113H237V111H236ZM82 114V113H81ZM112 114V113H111ZM136 114H138V113H136ZM164 114V113H163ZM167 114H169V113H167ZM173 114V113H172ZM185 114V113H184ZM199 113H197V115H198ZM227 114V115H228ZM235 114V113H234ZM234 114H233V116H234ZM244 114V113H243ZM42 115H44V114H42ZM50 115H54V114H50ZM56 115H57V113H56ZM69 115V116H70ZM94 115V114H93ZM131 115V114H130ZM165 115V114H164ZM183 115V114H182ZM181 115V116H182ZM196 115V116H197ZM200 115V114H199ZM201 115H202V113H201ZM214 115H216V116H214ZM66 116V115H65ZM68 116V117H69ZM79 116V115H78ZM85 116V115H84ZM169 116V115H168ZM174 116V115H173ZM228 116H230V115H228ZM54 117V116H53ZM59 117V116H58ZM71 117V116H70ZM73 117V116H72ZM71 117V118H72ZM80 117H81V115H80ZM165 117H167V116H165ZM164 117V118H165ZM178 117H180V115L178 116ZM178 117H176L175 119L174 118H172V119H174V121L176 120V121H178L179 119H181V120H183V118H179L178 119ZM185 117V116H184ZM214 117V118H213ZM232 117V116H231ZM60 119H62L61 117H59ZM82 118V117H81ZM84 118V117H83ZM87 118V117H86ZM163 118V119H164ZM186 118H188L187 116H186ZM192 118V117H191ZM204 118V117H203ZM218 118V119H219ZM58 119V118H57ZM78 119V118H77ZM132 119V118H131ZM160 119V118H159ZM167 119V118H166ZM211 119V121H213ZM217 119V118H216ZM215 119V120H216ZM233 119H235V118H233ZM53 120V119H52ZM72 120V119H71ZM74 120V119H73ZM82 120V119H81ZM165 120V119H164ZM169 120H170V118H169ZM222 120V119H221ZM50 121V120H49ZM55 121H56V119H55ZM59 121V120H58ZM174 121H172V123L174 124ZM186 121V120H185ZM184 121V122H185ZM188 121H191V120H188ZM209 121V120H208ZM51 122V121H50ZM60 122H63V121H61L60 120ZM187 122V121H186ZM210 122V121H209ZM208 122V123H209ZM216 122H218V120L216 121ZM155 123V122H154ZM169 123H171V122H169ZM171 123V124H172ZM176 123V122H175ZM178 124H184L183 122H177ZM177 123H176V125H177ZM189 123V122H188ZM200 123V122H199ZM202 123V122H201ZM235 123V122H234ZM237 123V122H236ZM50 124V123H49ZM191 124H193V123H191ZM197 124V123H196ZM212 124H214V123H212ZM55 125H57V122H56V124ZM54 125V126H55ZM203 125V124H202ZM51 126H52V128H54V129H57L58 127H59V125H57L58 127H54L53 125H52V123H51ZM50 126V127H51ZM64 126V125H63ZM62 125L60 126L61 127V131H62V129L63 130H65L64 128H62L63 127ZM209 126V125H208ZM219 126V125H218ZM59 127V128H60ZM65 127H66V125H65ZM199 127V126H198ZM216 127V126H215ZM183 129V128H182ZM212 129V128H211ZM218 129V128H217ZM58 130V129H57ZM141 130V129H140ZM171 130V129H170ZM180 130V129H179ZM58 131H60V130H58ZM66 131V130H65ZM64 131V132H65ZM183 131V130H182ZM181 131V132H182ZM199 131V130H198ZM219 132H220V130H218ZM142 132V131H141ZM146 132V131H145ZM173 132V131H172ZM175 132V131H174ZM179 132V131H178ZM180 132V133H181ZM195 132V131H194ZM218 132V133H219ZM161 133V132H160ZM176 133V132H175ZM179 133V134H180ZM186 132H184V134H185ZM188 133V132H187ZM186 133V134H187ZM224 133V132H223ZM222 133V134H223ZM139 134V133H138ZM173 134V133H172ZM190 134H193V136H195L194 135V133L193 132H191ZM198 135H199V133H198ZM220 135V134H219ZM187 136L189 137L190 135H188L187 134ZM186 136V137H187ZM203 136V135H202ZM222 136V135H221ZM199 137H200V135H199ZM199 137H197V139H199ZM217 137V136H216ZM223 137V136H222ZM107 138V137H106ZM109 138V137H108ZM174 138V137H173ZM213 138V137H212ZM82 139V138H81ZM130 139H131V137H130ZM139 139V138H138ZM146 139V138H145ZM175 140H176V142L178 141V139L179 138H174ZM173 139V140H174ZM195 139V138H194ZM201 139V138H200ZM204 138H202V140H203ZM23 140V139H22ZM79 140V139H78ZM87 140V139H86ZM91 140V139H90ZM106 140H108V139H106ZM139 140H141V138L139 139ZM143 140V139H142ZM174 140V141H175ZM181 140H184V141H180L181 143H185V139H181ZM192 140V136H190V139H187L186 140V146L184 147V145H183V147H180V148H176V147H174L173 146V148H171V149H166L165 150V152H161V154H160V159L163 157L164 159L166 158L167 160L169 159V161L171 162H173L174 163V161H175V163L178 161V160H180L179 158H188V155H187V153L190 155L191 153H189L188 151H189V148L190 149H192L191 148V146H188V145H191L190 143L192 142L191 141ZM216 140V139H215ZM113 142V144H111V145H109V147H106V152L104 153V150H103V148H101V147H103L104 146V149H105V145L106 144H104V145H98L100 148H101V150L103 151V155H100L101 154V152H100V154H99V156L101 157H99V156H97V154H95L97 151H95V155H96V158H94V159H97V157H99L100 158V160H102L103 158H102V156L103 157H112V158H116L117 160L119 159V157H123V158H125V159H123V160H127L126 158H140V157H144L145 156V152H143V150H141L140 152H138L137 150V152L134 150L133 151V149L131 150V148L130 149H126L125 147H127L129 144H134V142L133 143H127V142H124L126 145H120L119 143V145H115L116 143V141L114 142L113 141V139L112 140H110V142ZM135 141H137V138H136V140ZM163 141V140H162ZM195 141L198 143V140H196L195 139ZM4 142V141H3ZM30 142V141H29ZM32 142V141H31ZM74 142V141H73ZM75 142H79V141H75ZM86 142H88V141H86ZM100 142V141H99ZM107 142V141H106ZM179 142V143H180ZM195 142V143H196ZM209 142V141H208ZM207 142V143H208ZM212 142V141H211ZM80 143V142H79ZM89 143V142H88ZM122 143H123V141H122ZM163 143V142H162ZM178 143V144H179ZM196 143V144H197ZM202 143V141L200 142V144ZM31 144V143H30ZM33 144H35L36 145V143H32V145ZM37 144H39V143H37ZM43 144V143H42ZM48 144H51V143H48ZM48 144H46L47 145V147H48V149H46V148H43V149H45L46 151L44 152V154H46V156L48 155V153L50 152V153H52V154H57L58 152H61V150L63 149V147L62 146H64V145H62L61 143H59L58 142V146H57V142L56 143H53V144H51V145H53V146H48ZM55 144V145H54ZM92 144V143H91ZM136 144V143H135ZM175 143H173L172 145H174ZM26 147H25V146ZM41 145V144H40ZM61 145V146H60ZM195 145V144H194ZM193 145V146H194ZM202 145V144H201ZM205 145V144H204ZM19 146V145H18ZM28 145H26V143L25 144H23V149H25V148H28L27 147ZM110 146H111V148H110ZM131 146V145H130ZM140 146V145H139ZM165 146V145H164ZM176 146H177V144H176ZM178 146H181L180 144L178 145ZM199 146V145H198ZM29 147H31V146H29ZM44 147H46V146H44ZM49 147H50V149L51 148H53V149H49ZM67 147V146H66ZM121 147V148H120ZM143 147V146H142ZM196 147H197V145H196ZM35 148V147H34ZM38 148V147H37ZM40 148V147H39ZM62 148V149H61ZM113 148H115V149H113ZM124 148V149H123ZM135 148V147H134ZM1 149V148H0ZM20 148L18 147L17 148V150L18 151H20L19 150ZM28 149H30V148H28ZM33 149V147L31 148V150ZM68 149V148H67ZM97 149H98V152L99 151H101V150H99V148L97 147ZM136 149H138V147L136 148ZM22 150V149H21ZM37 150V149H36ZM39 150H41L42 151V149H39ZM68 150H71L70 148L68 149ZM79 150H81V149H79ZM109 150V151H108ZM194 150V149H193ZM6 151V150H5ZM28 151V150H27ZM30 151V150H29ZM74 151V150H73ZM17 152V151H16ZM82 152V151H81ZM91 152V151H90ZM190 152H191V150H190ZM7 153V152H6ZM10 153L11 152H9L8 154L10 155ZM21 153H25V152H22L21 151ZM35 153V152H34ZM42 152H40V154H41ZM67 153H68V151H67ZM66 153V151H65V153H64V155H60V157H61V159H62V157L63 156H65V154H67ZM2 154H4V153H2ZM62 154V153H61ZM93 154V153H92ZM91 154V155H92ZM93 154V155H94ZM1 155V154H0ZM25 155V154H24ZM34 155V154H33ZM50 155V154H49ZM54 155H53V157H54ZM76 155V154H75ZM93 155H92V159H91V156L89 155L88 157L90 158H88V157H83L84 159H81V162H83L84 163V165H87V166H85V168H89L88 166V164H91V163H93ZM187 155V156H186ZM37 156V155H36ZM43 156V155H42ZM45 156V155H44ZM56 156V155H55ZM195 156V155H194ZM52 157V158H53ZM60 157H58V159L60 158ZM95 157V156H94ZM147 157V156H146ZM159 157H157V158H159ZM196 157V156H195ZM31 158H34V157H31ZM48 158V157H47ZM51 158V157H50ZM51 158V159H52ZM99 158L97 159V160H99ZM153 158V157H152ZM191 158V157H190ZM189 158V159H190ZM42 159V158H41ZM44 159V158H43ZM54 160H53V162L55 163V160H56V157L55 158H53ZM57 159V160H58ZM74 159V158H73ZM72 159V160H73ZM105 159V158H104ZM116 159H111V158H108V161H106V159H105V163H103V165L104 164H106L107 166H105V167H108L109 165H113V163L114 162H112L111 163V160H116ZM141 159V158H140ZM159 159V160H160ZM165 159V160H166ZM240 159V158H239ZM264 159V158H263ZM33 159H31L30 161H32ZM56 160V161H57ZM60 160V159H59ZM83 160V161H82ZM91 160V161H90ZM116 160V161H117ZM166 160V161H167ZM28 161V157H25V156H21L20 154H19V152L17 153V154H15L14 156H8L7 154H6V156L5 155H1L0 156V166H1V168H2V165H11V164H20V163H22V162H27ZM85 161H87L86 163H85ZM90 161V162H89ZM95 162H96V160H94ZM122 161V160H121ZM186 161V160H185ZM184 161V162H185ZM211 161V160H210ZM225 161V162H224ZM233 161V160H232ZM37 162H38V160H37ZM43 163H44V161H42ZM45 162H46V160H45ZM52 161H49L48 163H51ZM98 162H100L101 163V165H102V162H104L103 160L102 161H98ZM97 162V163H98ZM119 162H120V160H119ZM163 162V161H162ZM170 162H165V163H170ZM171 162V163H172ZM183 162V163H184ZM225 163V165H226V162H229V161H227V159L225 160H223L222 161V166H224V163ZM231 162V161H230ZM234 162H235V160H234ZM236 162H237V160H236ZM29 163V162H28ZM41 163V162H40ZM42 163V164H43ZM48 163H46V164H48ZM76 163V162H75ZM108 163V164H107ZM111 163V164H110ZM164 163V164H165ZM178 163V162H177ZM33 164V163H32ZM37 164V163H36ZM62 164H64V163H62ZM79 164V163H78ZM77 164V165H78ZM132 163L131 162H126L125 164L124 163H122V168H127L129 165H131ZM159 164H160V162H159ZM162 164V163H161ZM163 164V165H164ZM179 164V163H178ZM177 164V165H178ZM186 164V163H185ZM218 164V163H217ZM231 164V163H230ZM244 164V163H243ZM254 164V163H253ZM8 165V166H9ZM30 165V164H29ZM82 165V164H81ZM135 165V164H134ZM157 165V164H156ZM171 165V166H170ZM169 165V167H172V164H170ZM174 165V164H173ZM176 165V164H175ZM174 165V166H175ZM181 165H183V164H181ZM241 165V164H240ZM249 165V164H248ZM247 165V166H248ZM260 165H262L261 163H260ZM259 165V166H260ZM20 166H21V164H20ZM26 166H28V164L26 165ZM44 166V165H43ZM83 166V165H82ZM161 166V165H160ZM166 166H167V164H166ZM165 166V167H166ZM173 166V168L176 170V168H177V166H176V168ZM230 166V165H229ZM246 166V167H247ZM23 167H24V165H23ZM30 167V166H29ZM28 167V168H29ZM38 167H39V165H38ZM46 167V166H45ZM75 167V166H74ZM80 167V166H79ZM158 167V166H157ZM156 167V168H157ZM164 167V166H163ZM169 167H167L168 168V171H167V169H165V170H163V168H162V170L165 172V171H167V172H169L168 174L169 175H171L172 173L170 172V168ZM179 167V166H178ZM204 167H206V166H204ZM209 166H207V168H208ZM211 167V166H210ZM209 167V168H210ZM230 167H232V166H230ZM235 166H233V168H234ZM237 167H239V166H237ZM249 167V166H248ZM247 167V168H248ZM256 167H258V166H256ZM255 167V168H256ZM12 168V167H11ZM11 168H9L10 169V171H11ZM31 168V167H30ZM36 168V167H35ZM44 168V167H43ZM75 168H78V167H75ZM82 168V167H81ZM79 169L78 168V170L80 171V170H82V169ZM110 168V167H109ZM121 168V167H120ZM212 168H216V167H212ZM212 168H210V169H212ZM226 169H227V166L225 167ZM224 168V169H225ZM232 168V169H233ZM240 168V167H239ZM3 170H4V167L2 168ZM5 169H6V167H5ZM15 169V168H14ZM41 169H42V167H41ZM71 169V168H70ZM83 169H84V167H83ZM100 169V168H99ZM102 169H104L105 170V168L104 167H102ZM142 169V168H141ZM174 169H172L171 168V170H172V172H174L173 170ZM209 169V170H210ZM241 169V168H240ZM2 170V171H3ZM24 170V169H23ZM25 170H27L26 169V167H25ZM29 170V169H28ZM38 170V169H37ZM37 170H36V172H37ZM72 170H74L75 171V169H73V167H72ZM77 170V169H76ZM77 170V171H78ZM93 170V169H92ZM91 170V171H92ZM103 170V171H104ZM106 170H109L108 168L106 169ZM105 170V171H106ZM143 170V169H142ZM154 170V169H153ZM161 170V171H162ZM208 170V169H207ZM206 170V171H207ZM214 169H212V170H210V173L212 174H210V173H208V171L206 172L207 173V175L208 174H210L209 175V177H212V176H215V175H217V174H214V173H218L217 171L215 172V171H213ZM228 170V169H227ZM235 170H237V169H235ZM258 170V169H257ZM0 171H1V169H0ZM39 171H40V169H39ZM77 171H75L74 173H76ZM84 171V170H83ZM87 172L88 171H90L89 169L88 170H86ZM213 171V172H212ZM30 172V171H29ZM71 172V171H70ZM69 172V173H70ZM73 172V171H72ZM86 172V173H87ZM147 172V171H146ZM167 172H165V174H167ZM176 172H177V170H176ZM226 172V171H225ZM241 172V171H240ZM263 172V171H262ZM1 173V172H0ZM23 173H24V171H23ZM44 173V172H43ZM77 173H81V171L80 172H77ZM76 173V174H77ZM84 173V172H83ZM89 173V172H88ZM111 173V172H110ZM134 173V172H133ZM132 173V174H133ZM148 173V172H147ZM161 173V174H160ZM162 173L163 172H158L156 175H153V177H155L156 176V178H158V179H156V181L155 180H153V181H155L156 183L157 182H159L158 184H161L162 186L163 185H167V184H169L171 181H172V183H173V185H176L177 187H179L180 185H178V184H180V182H181V187H179V190L181 189V191H179V190H176V187H175V192H177V194H183V197L185 196L184 195V191H185V193L187 192V194L188 193H190V195H192V196H190V195H186V196H190V197H195V195H197V197L199 196V197H201V195H202V198H206L207 197V195H206V197H203V194H201V193H199V191H201V190H203V189H205V194L206 193H208V191L210 190H212V188L213 187H216V186H213V184H211L210 183V181H211V178H209V177H207L205 174V172H203L202 173V175L200 176V174L196 177L197 179L199 178V180H200V184H199V186L197 187V188H195V187H192V185H194L195 184V182L196 181H198L196 178H191L190 179V182L187 184V185H185V183H183V180L184 179H182L181 181L179 180H177V179H171L170 177H169V175H168V177H169V179L167 178H165V181H164V179H161L160 177H162ZM227 173V172H226ZM233 173V172H232ZM235 173V172H234ZM258 173V172H257ZM3 174V173H2ZM36 174V173H35ZM34 174V175H35ZM79 174H78V176H77V179L79 180L80 179V177H79ZM82 174V173H81ZM95 174V173H94ZM135 174V173H134ZM141 174V173H140ZM143 174V173H142ZM150 175H151V173H149ZM159 174V175H158ZM229 175L231 174V173H228ZM227 174V175H228ZM263 174V173H262ZM24 175H25V173H24ZM29 175H31V174H29ZM66 175V174H65ZM67 175L69 176V174L67 173ZM93 175V174H92ZM207 177V179L205 178V176ZM229 175H228V178H230L229 177ZM36 176H38V175H36ZM82 176H84V175H82ZM143 176H144V174H143ZM143 176L141 177V178H143ZM145 176H148V175H145ZM163 176H164V173H163ZM203 176V177H202ZM218 177H220V174H218L217 175ZM222 176H224V175H222ZM221 176V177H222ZM261 176V175H260ZM264 176V175H263ZM18 177V176H17ZM17 177H16V179H17ZM35 177V176H34ZM64 177V176H63ZM74 177H75V175H74ZM91 177H93V176H91ZM165 177V176H164ZM201 177V178H200ZM216 177V176H215ZM249 177V176H248ZM65 178V177H64ZM69 178V177H68ZM88 178V177H87ZM160 178V179H159ZM203 178V179H202ZM208 178H209V182L207 181L208 180ZM213 178V177H212ZM217 178V177H216ZM225 178V177H224ZM223 178V179H224ZM233 178V177H232ZM242 178V177H241ZM12 179V178H11ZM14 179V178H13ZM20 179V178H19ZM18 179V180H19ZM84 180H86L85 178H83ZM89 179V178H88ZM145 179V178H144ZM193 179V180H192ZM196 179V180H195ZM205 179V180H204ZM222 179V180H223ZM21 180V179H20ZM19 180V181H20ZM83 180V181H84ZM127 180H129V179H127ZM163 182H162V181ZM166 180H167V182H166ZM174 180V181H173ZM175 180H177V182L175 181ZM202 180H204V181H202ZM217 180H219V179H217ZM225 180V179H224ZM237 180V179H236ZM248 182H249V179H246ZM262 180V179H261ZM170 181V182H169ZM187 181V180H186ZM189 181V180H188ZM205 181H207L208 183H206ZM221 181V180H220ZM238 181V180H237ZM264 181V180H263ZM25 182H27V181H25ZM69 182V181H68ZM71 182H72V180H71ZM154 182V183H155ZM179 182V183H178ZM212 183H215L216 182V180H215V178H214V181L212 180L211 181ZM223 182V181H222ZM227 182V181H226ZM226 182H224V184L226 185ZM239 183H240V181H238ZM63 183V182H62ZM155 183V184H156ZM164 183V184H163ZM172 183H171V185H172ZM175 183H178V184H175ZM207 184V185H205V184ZM210 183V184H209ZM218 183V182H217ZM228 183V182H227ZM241 183H243V182H241ZM264 183V182H263ZM222 184V183H221ZM224 184H222V186H224ZM229 184V183H228ZM159 186L158 185V187H161L162 188V186ZM171 185L169 184V187L168 188H172L171 187ZM203 185H205L206 187L204 188L203 187ZM211 185H212V188H211ZM214 185H216V183L214 184ZM239 185V184H238ZM238 185H237V187H238ZM249 185V184H248ZM247 185V186H248ZM261 185H262V183H261ZM209 186V187H208ZM245 185L243 184V187H244ZM28 187V186H27ZM164 187V186H163ZM259 187V186H258ZM167 187H166V189H168ZM183 188V189H182ZM209 188V189H208ZM211 188V189H210ZM217 189H218V186L216 187ZM216 188H214V189H216ZM220 188H222V187H220ZM228 188V187H227ZM227 188H225V189H227ZM239 190H238V192L242 189V187H240L239 186ZM231 189V188H230ZM244 189V188H243ZM242 189V191H240V196H241V194H243L244 192H245V190H243ZM172 191V190H171ZM209 191V195H211V192ZM244 191V192H243ZM253 191H255V190H253ZM181 192V193H180ZM233 192V191H232ZM257 192V191H256ZM195 193V194H194ZM213 193V192H212ZM215 194V193H214ZM232 194V193H231ZM16 195V194H15ZM29 195V194H28ZM213 195V194H212ZM211 195V196H212ZM230 195V194H229ZM23 196V195H22ZM182 196V195H181ZM235 196V195H234ZM234 196L232 197V198H234ZM239 196V195H238ZM237 196V197H238ZM239 196V197H240ZM196 197V198H197ZM198 197V198H199ZM227 197H229V196H227ZM237 197H235L236 199H237ZM243 197V196H242ZM28 198V197H27ZM231 198V199H232ZM249 198V197H248ZM201 199V198H200ZM213 199V198H212ZM202 200V199H201ZM228 200V199H227ZM233 200V199H232ZM202 201H204V200H202ZM225 201H226V199H225ZM224 201V202H225ZM231 201V200H230ZM237 201V200H236ZM243 201V200H242ZM241 201V203H244V202H242ZM220 202V201H219ZM223 202V203H224ZM233 202V201H232ZM234 202H235V200H234ZM239 202V201H238ZM216 203V202H215ZM225 203H227V202H225ZM219 204V206L220 205H222L221 207H219L221 210H222V212L220 211H218L219 213H218V215H219V219H220V217H221V220H223V222L224 221H226L227 223H229L230 224V227H229V225L225 222V224L223 223L222 225H226L227 224V226L229 227H224V228H227L228 230H232L233 232L231 233V231H230V233H231V235L233 234V238L236 236H234V234H237V233H235V232H238L239 230H237V228L238 227H247L248 225L247 224H249V223H245V222H243L242 220H240V219H243V218H246L247 216L246 215H244V214H246V212H243V211H241L240 209H242V207L241 206H239L237 203H233V204H237L236 206H234V207H236V210H235V215H232L231 214V216L233 217L234 216V218H232L231 216H230V214L228 213V207H227V205H225V204H222V202L221 203H218ZM240 204V203H239ZM248 204H250L251 205V203H249V201H248ZM208 205V204H207ZM246 205V204H245ZM245 205H243V207L244 208H247V206L245 207ZM239 206V207H238ZM209 207H210V205H209ZM227 210H226V209ZM250 208V207H249ZM248 208V209H249ZM206 209H208L207 207H206ZM211 208H209V210H210ZM217 209L218 208H216V211H217ZM225 209V210H224ZM251 209V208H250ZM212 210V209H211ZM237 210H240V211H237ZM246 210V209H245ZM224 211H225V214H224ZM227 211V212H226ZM237 211V212H236ZM250 211V210H249ZM248 210H247V212H249ZM195 212V211H194ZM201 212H203L202 211V209H201ZM213 212V211H212ZM211 211H210V213H208L209 214V216H210V214L212 213ZM215 212V211H214ZM213 212V213H214ZM242 212V213H241ZM151 213V212H150ZM199 214H200V212H198ZM212 213V214H213ZM242 214V216H241V214ZM146 214V213H145ZM148 214V213H147ZM211 214V215H212ZM214 214H216V213H214ZM148 215H150V218H152L154 221H155V225L157 224H159V223H156V222H158L160 219H156L155 220V215H154V213L152 212L151 214H148ZM148 215H147V217H148ZM203 215V214H202ZM217 215V216H218ZM228 215V216H227ZM238 215V217H237V219H236V221H234V219L236 218V216ZM243 215H244V217H243ZM249 215V214H248ZM145 216V215H144ZM198 216V215H197ZM200 216V215H199ZM204 216L205 217H207L206 216V214H204ZM203 216V218L205 219V217ZM178 218H176V216H175V222H173L172 224L173 225H171V226H169L170 224H169V219H170V217L169 216H167L166 217V219H168V223L167 222H165V220H164V224H169L168 225V229H167V225L166 226H164V227H162L163 229H159L158 228V230H156L155 231V234H154V237H158L159 235H157V234H160V237H159V239H157L156 238V240H163L164 238H168V239H165L164 241H163V243H165L166 245L165 246H167V245H173V243H176V242H178V243H180V242H182L183 243V245H187L188 243L190 244V246H192V244L190 243V242H192V243H194L193 242V240L196 238V237H199L200 238V236H201V238H202V241H203V239H204V244L206 243V245H213V248L215 249H217V247H214V246H217V244H218V248H219V245L221 244V242L223 243V244H221V246H220V248L221 249H223L224 247H226V248H224V250H222V253H221V250H220V248L218 249V250H220V251H218L220 254H222L223 256H226L225 254H224V252H225V250H228V247H227V243L226 242H223L222 240H224V238H223V235H222V233L221 232H219V230H222L223 228H222V225H220V227L218 226V224H219V222H218V224H217V226L219 227V230H217V228H216V230H215V228H214V231H217V232H212V231H207L208 230V228H209V226L208 225H210V223L209 222H207V218L204 220V219H202L201 217H200V219H198V224L201 226L202 224H204V225H202L201 227H199V225H197L196 226V228H194V226H193V224L191 223V222H183V220L180 218V216L178 215L177 216ZM212 217H214V216H212ZM215 217H216V215H215ZM240 217H242V218H240ZM149 218V219H150ZM179 218H180V220H179ZM210 218H211V216H210ZM231 219L232 218V221L230 220H228L227 221V219ZM238 218H239V220H238ZM137 219V218H136ZM148 218H147V220H149ZM202 219V220H201ZM213 219H215V218H211V220H210V222L213 220ZM219 219H217V217H216V221H219ZM146 220V221H147ZM200 220V221H199ZM214 220V222H216ZM237 220L239 221L238 223H240V221L241 222H243V224L245 225H241V223H240V225L241 226H239V225H237L238 223H236L237 222ZM246 221H248V218H246L245 219ZM244 220V221H245ZM259 220V219H258ZM135 221V220H134ZM137 221V220H136ZM136 221H135V223H136ZM139 221V220H138ZM137 221V222H138ZM176 221H178V223H176ZM202 221V222H201ZM203 221H204V223H203ZM234 221V222H233ZM208 224H206V223ZM213 222V221H212ZM212 222H211V224H212ZM213 222V223H214ZM233 222V223H232ZM138 223H140V222H138ZM145 223V222H144ZM142 224V228L141 229H139V228H137L136 227V230L138 229V230H140L139 232H137V233H139V235L137 234V236L136 235H132V237H137V238H135V240L137 241V243L139 242H141L140 244H141V246L142 247H140V248H138L137 250L139 251V252H142V256L144 255L143 254V251H145V250H147L148 249V247H149V245H151L152 246V244H150L152 241L150 240V238H151V236H152V234H149V233H145V232H143L144 231V227L146 226V224ZM200 223H202V224H200ZM220 223H222V221L220 222ZM137 224V223H136ZM233 224H236L235 226H237V227H234V225ZM140 225V224H139ZM232 225H233V229L235 230H233L232 229ZM261 225V224H260ZM160 226H162L161 225V223H160ZM206 226H208L207 228H206ZM212 226V225H211ZM216 226V225H215ZM140 227V226H139ZM161 228V227H160ZM199 228H201V229H203V230H201V229H199ZM243 228L242 229H240V230H243ZM253 228V227H252ZM165 229V230H164ZM205 229H207V230H205ZM212 229V228H211ZM227 229H225V232L227 231ZM239 229V228H238ZM246 228H244V230H245ZM254 229V228H253ZM252 229V230H253ZM166 230H168V236H167V232H166ZM248 230V229H247ZM159 231H160V233H159ZM161 231H162V234H161ZM259 231V230H258ZM135 232V231H134ZM141 232H143L142 234H141ZM164 232V233H163ZM165 232H166V237H162V236H164V234H165ZM223 232H224V229H223ZM241 231H239L238 232V234L240 233ZM255 232V231H254ZM209 233V234H208ZM211 233V234H210ZM215 234V238H214V234ZM217 233V234H216ZM242 233V232H241ZM256 233V232H255ZM205 234V235H204ZM221 235V236H217V235ZM157 235V236H156ZM162 235V236H161ZM205 236L204 238H203V236ZM213 237H212V236ZM239 235H241V234H239ZM129 236V235H128ZM172 238H171V237ZM129 237H131V236H129ZM129 237H128V239H129ZM132 237H131V239H132ZM138 237H140V238H138ZM170 237V238H169ZM209 237H211L212 239L214 238L215 239V241H216V243H215V241H214V239L212 240V243L214 242L215 244H212L211 243V238H209ZM221 238L222 240H221V242H219L220 240L219 239H216V238ZM242 237H244V236H242ZM161 238V239H160ZM177 238V239H176ZM239 238V237H238ZM245 238V237H244ZM138 239H140V241H138ZM181 241H180V240ZM183 239V240H182ZM243 238H241L240 240H242ZM263 239V238H262ZM135 240H132V244L134 245V243L133 242H135ZM176 240H178V241H176ZM184 240H186V242L184 241ZM201 240V239H200ZM234 240H237V236H236V238L234 239ZM233 240V241H234ZM246 240V239H245ZM159 241H158V243H157V245H158V247H159V245H162L163 243H161V244H159ZM176 241V242H175ZM225 241V240H224ZM127 242V241H126ZM130 242H131V240H130ZM185 242V243H184ZM188 242V243H187ZM238 242H239V240H238ZM137 243H135L136 245H138ZM181 243V244H182ZM235 243H236V241H235ZM132 244H130L129 243V246L131 245L132 246ZM155 244V243H154ZM177 244V243H176ZM195 244V243H194ZM224 244H226V246L224 245ZM241 244V243H240ZM167 246L168 248H173V246ZM236 245H237V243H236ZM239 245V244H238ZM130 246V247H131ZM155 246H156V244H155ZM154 246V247H155ZM164 246V244L162 245V247H165ZM175 246V245H174ZM179 246H182V245H179ZM188 247H189V245H187ZM125 247H127V246H125ZM125 247H123V248H125ZM183 247V246H182ZM181 247V248H182ZM193 247V246H192ZM238 247V246H237ZM121 248V247H120ZM133 248V247H132ZM135 248H137V247H134V250H135ZM150 248V247H149ZM186 248V247H185ZM196 248H198L197 246H195L194 245V248L193 249H196ZM262 248V247H261ZM126 249H128V248H126ZM215 249V250H216ZM129 250H130V248H129ZM137 250H135L133 253L131 252V254L135 257H137V253H135ZM162 250H165V252H166V254H168V252L166 251L167 249H166V247H165V249H163L162 248ZM170 250V249H169ZM172 250V249H171ZM174 250H176V249H174ZM137 251V252H138ZM159 251V250H158ZM209 251V250H208ZM217 251V250H216ZM215 251V252H216ZM224 251V252H223ZM123 252H125V250L123 251ZM126 252H128V250L126 251ZM146 252H148V250L146 251ZM145 252V253H146ZM163 252V251H162ZM170 252H172V251H170ZM180 252V251H179ZM182 252H183V250H182ZM177 253V252H176ZM176 253H175V255H176ZM205 253H207V252H205ZM226 253L227 254H230L228 251H226ZM131 254H129L128 256H130V258L132 257L131 256ZM134 254H137V255H134ZM140 254V253H139ZM207 254H209L210 256H208L209 258L211 257V259L213 260V259H215L214 258V256L212 255V254H210V253H207ZM141 255V254H140ZM171 255V254H170ZM179 256V255H178ZM177 255L175 256V258L176 257H178ZM183 256V255H182ZM203 256H204V254H203ZM206 256V255H205ZM229 256V255H228ZM228 256H226V257H228ZM207 257V256H206ZM207 257V258H208ZM230 257V256H229ZM147 258V257H146ZM174 258V259H175ZM205 259V261L206 260H210L211 261V259ZM224 259H225V257H223ZM133 259V258H132ZM177 259V258H176ZM180 257L178 258V260H176V261H182L181 259H184V258H181L180 260ZM146 260V259H145ZM185 260V259H184ZM135 262H133V263H136V261H138V262H140L137 258L134 260ZM176 261H174V264H175V262ZM209 261V262H210ZM132 262V261H131ZM137 262V263H138ZM160 262V261H159ZM172 262V264H173V261H171ZM170 262V263H171ZM177 262V263H178ZM184 262V261H183ZM207 262V261H206ZM206 262H204V263H206ZM209 262H207V264H209ZM212 262V263H211ZM210 263L211 264H214V262H215V264H216V260L215 261H211ZM232 262H233V260H232ZM231 262V263H232ZM170 263H168V264H170ZM176 263V264H177ZM198 263V262H197ZM203 263V264H204ZM234 263H237V262H234ZM157 264V263H156ZM179 264V263H178ZM181 264H183V263H181ZM189 264V263H188ZM194 264V263H193ZM196 264V263H195ZM198 264H202V263H198ZM233 264V263H232ZM240 264V263H239Z\"/></svg>",
    "mask_w": 264,
    "mask_h": 264
}]
</instances>
